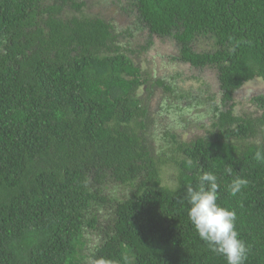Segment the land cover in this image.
<instances>
[{
	"label": "trees",
	"instance_id": "16d2710c",
	"mask_svg": "<svg viewBox=\"0 0 264 264\" xmlns=\"http://www.w3.org/2000/svg\"><path fill=\"white\" fill-rule=\"evenodd\" d=\"M132 4L148 47L173 37L175 59L216 71L220 105L203 134L180 140L190 119L163 126L150 116L141 68L108 20L84 13L85 0H0V264H226L188 219L186 188L204 171L218 177V203L237 213L245 264H264V163L254 159L264 95L252 98L254 113L234 111L235 93L264 80V0ZM202 40L210 50H195ZM161 87L174 102L160 112L200 109L192 90L162 78L146 87L149 99ZM150 125L163 133L160 151ZM235 176L249 183L231 196Z\"/></svg>",
	"mask_w": 264,
	"mask_h": 264
},
{
	"label": "rangeland",
	"instance_id": "374dc122",
	"mask_svg": "<svg viewBox=\"0 0 264 264\" xmlns=\"http://www.w3.org/2000/svg\"><path fill=\"white\" fill-rule=\"evenodd\" d=\"M84 13L90 15H99L108 20L117 33L121 34L120 41L123 50L138 64L143 72L147 83L139 90V96L144 101L149 102L148 113L163 126H176V120H185L188 118L191 124L187 127H180L177 131L178 138L183 141L193 140L197 135L204 133L202 129L206 124L208 109L212 104L220 105L222 92L219 87V81L215 70L210 68L197 69L189 64L182 63L175 59L178 52V42L173 37L160 38L153 36V43L150 47L147 42L150 39V33L146 26L139 21V17L132 2L134 0H85ZM123 33V34H122ZM212 43L208 40L196 43L195 50L202 52L210 50ZM130 49L132 51H130ZM162 78L166 84L174 85L180 90L193 91L196 97L194 101L202 102L199 110H193L181 116L179 112L169 109L168 112H160L159 107L163 104L168 106L173 104L174 99L169 92L162 87L157 89L156 93L149 99L146 87L155 83V80ZM264 95V80L255 78L246 83L234 95V111L236 114H251L256 111L252 104V98L256 95ZM150 100V101H149ZM189 102L186 100V103ZM228 108V107H226ZM223 109V108H222ZM159 113V114H158ZM205 120L202 125L196 124V117L200 116ZM175 121V122H174ZM156 127V125H155ZM155 127L150 125L147 135L158 141H152V145L158 148L163 145L162 135H155ZM155 149V148H154ZM162 179L164 184L173 185L174 169L163 167Z\"/></svg>",
	"mask_w": 264,
	"mask_h": 264
},
{
	"label": "clouds",
	"instance_id": "9594fccd",
	"mask_svg": "<svg viewBox=\"0 0 264 264\" xmlns=\"http://www.w3.org/2000/svg\"><path fill=\"white\" fill-rule=\"evenodd\" d=\"M254 159L264 163V148L256 150ZM225 171L231 174L232 168L228 167ZM248 183L246 178L235 176L227 189L231 196H236ZM219 189L217 175L213 171L202 172L198 185L186 188L188 219L212 253L223 257L226 264H245L249 248L236 229L237 213L218 203Z\"/></svg>",
	"mask_w": 264,
	"mask_h": 264
}]
</instances>
